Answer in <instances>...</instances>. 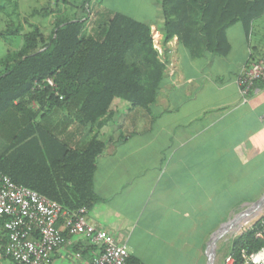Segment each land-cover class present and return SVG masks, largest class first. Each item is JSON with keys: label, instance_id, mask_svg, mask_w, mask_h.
I'll return each instance as SVG.
<instances>
[{"label": "crops", "instance_id": "0c3cea01", "mask_svg": "<svg viewBox=\"0 0 264 264\" xmlns=\"http://www.w3.org/2000/svg\"><path fill=\"white\" fill-rule=\"evenodd\" d=\"M155 5L153 17L137 18L150 25L164 64L149 110L114 98L99 128L79 125L66 109L53 110L47 125L72 148L95 133L103 142L93 173L98 200L87 217L124 242L131 258L208 264L210 237L217 236L215 257L225 255L226 233L264 194V84L244 97L236 82L264 56V12L248 31L241 22L226 29L225 54L194 57L176 36L162 43L160 0ZM7 147L0 136V154ZM97 250L82 235H66L51 264H88Z\"/></svg>", "mask_w": 264, "mask_h": 264}, {"label": "trees", "instance_id": "16d2710c", "mask_svg": "<svg viewBox=\"0 0 264 264\" xmlns=\"http://www.w3.org/2000/svg\"><path fill=\"white\" fill-rule=\"evenodd\" d=\"M18 2L0 0V10L5 4L16 9ZM87 3V9L81 7L86 9L83 16L69 17L59 7L68 0H46L30 15H54L47 29L26 17L13 28L6 24L0 29L1 39L22 40L0 57V136L8 141L0 154V171L68 210H89L98 200L93 173L104 144L95 133L83 149L70 147L48 127L49 115L66 109L79 125L99 128L111 116L114 98L130 108L149 110L164 72L149 24L106 11L88 34ZM160 11L163 44L176 36L194 57L221 55L228 49L226 29L241 22L248 31L264 12V0H160ZM257 227L231 238L227 252L236 255L241 247L256 250L264 245L254 236ZM128 262L140 264L130 256Z\"/></svg>", "mask_w": 264, "mask_h": 264}, {"label": "built area", "instance_id": "2783aa9c", "mask_svg": "<svg viewBox=\"0 0 264 264\" xmlns=\"http://www.w3.org/2000/svg\"><path fill=\"white\" fill-rule=\"evenodd\" d=\"M46 82L54 86L50 78ZM236 82L244 97L256 83L264 84V56L245 65ZM87 213L85 207L68 210L0 171V241L4 238L0 264L1 259L10 264H51L52 253L66 235H82L98 247L88 264H130L126 244L91 222ZM249 215L233 237L258 224L254 236L264 241V209ZM222 264H264V245L256 250L241 247L236 255L227 252Z\"/></svg>", "mask_w": 264, "mask_h": 264}, {"label": "rangeland", "instance_id": "374dc122", "mask_svg": "<svg viewBox=\"0 0 264 264\" xmlns=\"http://www.w3.org/2000/svg\"><path fill=\"white\" fill-rule=\"evenodd\" d=\"M45 1L46 0H19L16 9H13L11 4H5L4 9L0 10V29H4L6 24H10V27L13 28L18 21L23 22L25 17L33 23H38L44 28V30L47 29L53 21L54 15L51 14L47 17H42L37 14H34V16L30 15L35 9H40ZM95 1L96 0H89L91 11L88 15L87 22L88 34H92L93 29L97 26V22H101L103 19V13L106 11H120L127 13L136 19H146L153 17L155 10L157 9L155 5L156 0H101L99 3ZM84 4L85 0H68V4L61 5L59 7L61 12L66 13L69 17H80L86 13V9L88 7V3ZM82 6L86 9H82ZM21 43L22 40L19 36H9L7 40L0 38V57L5 54L8 48L15 49ZM245 208H247V206ZM262 209H264V207ZM262 209L256 214L261 213ZM235 228L236 227L231 228L228 233H226V238L231 239V237L234 236V231H236ZM223 256L224 255H217L215 257V264H221ZM4 260L6 264L11 263L9 259ZM56 264H70V260L65 258L62 261H57Z\"/></svg>", "mask_w": 264, "mask_h": 264}, {"label": "water", "instance_id": "95a60500", "mask_svg": "<svg viewBox=\"0 0 264 264\" xmlns=\"http://www.w3.org/2000/svg\"><path fill=\"white\" fill-rule=\"evenodd\" d=\"M264 204V194L262 195V197H260L259 200H257L256 202L252 203L250 206V209H248L246 211V213L244 214V217L247 216L249 211H256L257 209L261 208V206ZM231 227V226H230ZM216 235H213V237H210V242H209V253H208V264H212L213 263V259L215 257V243H216Z\"/></svg>", "mask_w": 264, "mask_h": 264}, {"label": "bare ground", "instance_id": "6f19581e", "mask_svg": "<svg viewBox=\"0 0 264 264\" xmlns=\"http://www.w3.org/2000/svg\"><path fill=\"white\" fill-rule=\"evenodd\" d=\"M260 210H261V209L259 208V209H257L256 211H249L248 214H250L249 216H253V215H255L256 213H258ZM251 212H252V213H251ZM245 213H246V212H245ZM246 217H247V216H246ZM246 217H245V218H246ZM243 221H244V220H242L241 223H243ZM238 222H239V221H238ZM236 225H237V224H236ZM230 228H231V227H230ZM238 228H239V226H237L235 229L237 230ZM235 229H234V230H235Z\"/></svg>", "mask_w": 264, "mask_h": 264}]
</instances>
